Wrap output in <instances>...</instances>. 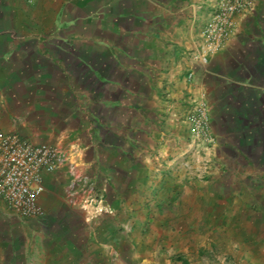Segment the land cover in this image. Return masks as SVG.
<instances>
[{"label": "crops", "instance_id": "obj_1", "mask_svg": "<svg viewBox=\"0 0 264 264\" xmlns=\"http://www.w3.org/2000/svg\"><path fill=\"white\" fill-rule=\"evenodd\" d=\"M215 3L0 0V132L60 155L43 217L0 198V264H264V0L204 64Z\"/></svg>", "mask_w": 264, "mask_h": 264}, {"label": "built area", "instance_id": "obj_2", "mask_svg": "<svg viewBox=\"0 0 264 264\" xmlns=\"http://www.w3.org/2000/svg\"><path fill=\"white\" fill-rule=\"evenodd\" d=\"M254 0H216L210 20L202 30L200 51L195 60L206 64L209 56L218 50L235 29V17L250 11ZM188 77H191L190 74ZM191 137L196 144L210 147L215 138L203 101L187 114ZM60 162L57 147L50 143H35L17 133L0 132V198L23 219L44 216L38 202L44 191L43 173L53 172ZM101 199L90 197L84 205L94 213L104 211Z\"/></svg>", "mask_w": 264, "mask_h": 264}]
</instances>
